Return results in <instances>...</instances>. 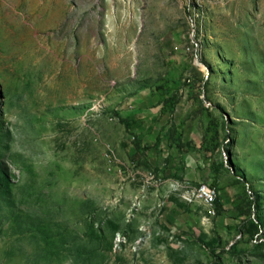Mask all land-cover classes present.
Returning a JSON list of instances; mask_svg holds the SVG:
<instances>
[{
  "label": "rangeland",
  "instance_id": "374dc122",
  "mask_svg": "<svg viewBox=\"0 0 264 264\" xmlns=\"http://www.w3.org/2000/svg\"><path fill=\"white\" fill-rule=\"evenodd\" d=\"M0 264H264V0H0Z\"/></svg>",
  "mask_w": 264,
  "mask_h": 264
},
{
  "label": "trees",
  "instance_id": "16d2710c",
  "mask_svg": "<svg viewBox=\"0 0 264 264\" xmlns=\"http://www.w3.org/2000/svg\"><path fill=\"white\" fill-rule=\"evenodd\" d=\"M166 101L169 102L170 99L167 98L164 102H166ZM119 119L124 124L126 129H129V130L132 131L131 125H130V120H129L128 117L123 118V117L119 116ZM132 135H133V138H134V144H133L134 145V152H133V154L135 156L140 157V151L142 149H147L149 146L142 145L141 138L136 132L132 131ZM217 136H218L217 128L214 125H212L211 121H208L207 124L204 127V133H203V136L201 137V139L199 141V144H198L199 146L198 147H201V146L205 147L206 145H210V144L215 146L216 145V141H217ZM170 139L174 142L177 150L181 153V151L183 149V143H182L180 137H177V138L176 137L175 138L174 137H170ZM155 143H156V145L159 144V138L158 137L156 138V142ZM190 144L193 147H196L194 142H190ZM215 205L217 206L219 211L223 210V204L221 203V199L219 197L216 198ZM238 211H239L238 215H245V213L249 214V212H251V208L250 209H245V211H244V210H242L241 207H239ZM253 225L260 227L261 223L257 222V221H254ZM210 252L212 253V255H215L212 250Z\"/></svg>",
  "mask_w": 264,
  "mask_h": 264
},
{
  "label": "built area",
  "instance_id": "2783aa9c",
  "mask_svg": "<svg viewBox=\"0 0 264 264\" xmlns=\"http://www.w3.org/2000/svg\"><path fill=\"white\" fill-rule=\"evenodd\" d=\"M197 193H190V196H196L199 198H208L215 203L214 194H212L211 183L197 184Z\"/></svg>",
  "mask_w": 264,
  "mask_h": 264
},
{
  "label": "bare ground",
  "instance_id": "6f19581e",
  "mask_svg": "<svg viewBox=\"0 0 264 264\" xmlns=\"http://www.w3.org/2000/svg\"><path fill=\"white\" fill-rule=\"evenodd\" d=\"M212 194H214V198L216 197V192H215V189L214 188H212ZM205 201H207V202H213V201H211L210 199H208V198H203Z\"/></svg>",
  "mask_w": 264,
  "mask_h": 264
}]
</instances>
